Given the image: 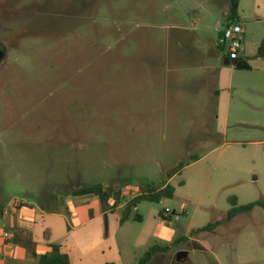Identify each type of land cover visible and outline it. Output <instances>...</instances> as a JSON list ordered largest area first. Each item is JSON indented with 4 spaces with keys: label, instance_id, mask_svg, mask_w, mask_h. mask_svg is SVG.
Returning <instances> with one entry per match:
<instances>
[{
    "label": "rangeland",
    "instance_id": "1",
    "mask_svg": "<svg viewBox=\"0 0 264 264\" xmlns=\"http://www.w3.org/2000/svg\"><path fill=\"white\" fill-rule=\"evenodd\" d=\"M37 1L0 92V239L13 225L23 248L0 243V264H37L25 239L61 245L70 264H133L153 245L168 249L147 264H264V209L225 220L229 197L264 202V0L238 3L249 69L216 45L230 0ZM162 181L173 197L122 225L120 207L70 194L132 198Z\"/></svg>",
    "mask_w": 264,
    "mask_h": 264
},
{
    "label": "trees",
    "instance_id": "2",
    "mask_svg": "<svg viewBox=\"0 0 264 264\" xmlns=\"http://www.w3.org/2000/svg\"><path fill=\"white\" fill-rule=\"evenodd\" d=\"M238 3L239 0H230L228 11L224 17L225 24L223 27H226L231 23H237ZM220 33L221 31L219 32L218 36ZM217 48L224 52L222 47L217 45ZM257 56L264 57V39L257 48ZM233 66L238 69H249V65L244 59H237ZM192 159L195 160L196 156H192ZM183 167L184 164L179 163L177 166L167 172L166 178L170 179L173 175L179 173ZM70 194L72 196H94L98 200L102 209L111 213L115 212V210L120 207L119 224L122 225L129 220L141 221V216L136 210L138 203L142 201L158 203L162 198H172L174 194V188L165 181L158 183L145 182L137 187L136 196L128 198L127 195L118 189L103 186L102 184H94L74 190ZM227 202L229 204V209L225 216V220L227 221L237 214L250 213L255 208L264 209V202L262 201L239 205L237 203L236 197H229ZM4 210V207L0 204V218L2 217ZM48 210H50L49 212L52 211L51 209ZM161 216L163 218L165 217L162 214ZM218 225L219 222L215 221L196 231L212 230ZM11 241L14 243H19L21 239L17 236H14ZM23 246L30 257L35 260L37 264H70L68 256L62 253L61 245L59 244H49L48 247L50 248V251L41 254H38L32 247V242L30 239H25ZM167 249L168 247L153 245L144 252V254L138 259L136 263L133 264H147L155 254L166 252Z\"/></svg>",
    "mask_w": 264,
    "mask_h": 264
},
{
    "label": "flooded vegetation",
    "instance_id": "3",
    "mask_svg": "<svg viewBox=\"0 0 264 264\" xmlns=\"http://www.w3.org/2000/svg\"><path fill=\"white\" fill-rule=\"evenodd\" d=\"M37 0L23 3L21 0H0V92L4 90V80L9 69V55L12 51L20 50V43L28 34L32 23L40 11ZM27 13V14H26ZM33 21V22H32ZM33 33V32H32ZM184 255H178L179 259H185ZM183 257V258H182ZM180 260V261H182Z\"/></svg>",
    "mask_w": 264,
    "mask_h": 264
},
{
    "label": "built area",
    "instance_id": "4",
    "mask_svg": "<svg viewBox=\"0 0 264 264\" xmlns=\"http://www.w3.org/2000/svg\"><path fill=\"white\" fill-rule=\"evenodd\" d=\"M241 34L242 27L238 23H231L222 28L217 38L216 44L223 48L229 61L237 60L239 53L244 50L241 43Z\"/></svg>",
    "mask_w": 264,
    "mask_h": 264
},
{
    "label": "crops",
    "instance_id": "5",
    "mask_svg": "<svg viewBox=\"0 0 264 264\" xmlns=\"http://www.w3.org/2000/svg\"><path fill=\"white\" fill-rule=\"evenodd\" d=\"M76 197H80V196H76ZM16 206H17V205H16ZM107 212H108V211H107ZM7 213H8V211L5 209L4 212H3L2 218H3V216H5ZM90 216L93 217V213H92V211H90V212L88 213V218H90ZM12 226H13V225H8V226L6 227V229H3V230H4V231H3L4 234H3V238L0 239V243H1V244L3 243L6 247H7V246H10L11 249L13 250V253H12L13 257H15V256L18 257V256H21V255H22L21 253H23V248L21 249V245H18L17 243L12 242V241H11V238L9 237V235L6 234V233H7V230L10 229V228H12ZM14 228H16V227L14 226ZM19 229H21V228H19ZM28 229H29L30 231H32V228H31V227H28ZM29 230H28V231H29ZM30 231H29V232H30ZM5 235H7V236H5ZM35 249H36V252H37L38 254H41V253H45V252L50 251V248L48 247V245L43 246V247H39V248H35ZM25 255H26V253H25ZM5 258H6V257L2 256V259H4V261H3L2 264H6V260H5ZM13 260H15V258H14Z\"/></svg>",
    "mask_w": 264,
    "mask_h": 264
},
{
    "label": "water",
    "instance_id": "6",
    "mask_svg": "<svg viewBox=\"0 0 264 264\" xmlns=\"http://www.w3.org/2000/svg\"><path fill=\"white\" fill-rule=\"evenodd\" d=\"M236 63V60H234V61H229L227 58H225L224 60H223V64H225V65H234Z\"/></svg>",
    "mask_w": 264,
    "mask_h": 264
}]
</instances>
